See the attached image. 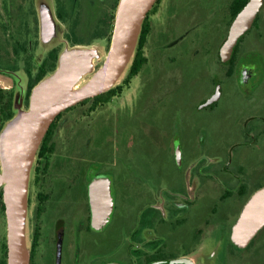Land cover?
<instances>
[{
	"label": "flooded vegetation",
	"instance_id": "flooded-vegetation-1",
	"mask_svg": "<svg viewBox=\"0 0 264 264\" xmlns=\"http://www.w3.org/2000/svg\"><path fill=\"white\" fill-rule=\"evenodd\" d=\"M209 1L212 4L205 7L194 0L198 9L191 12L187 10L191 0H157L137 47L138 70H129L113 92L80 101L56 120L54 135L42 141L32 171L30 264H264V226L245 246L233 240L234 225L246 203L264 187V163L251 162L248 151L239 149L242 144L250 149L264 143V0L227 60L222 58V46L250 0ZM37 2H2L10 21L21 28L14 52L30 80L52 64L51 52L61 49L58 44L37 59L42 43ZM51 3L65 40L74 45L106 39L110 48L119 0ZM187 54H201L213 65L212 90L197 109L212 111L222 98L241 90L236 111L241 140H232L221 151L204 152L202 135L194 131L187 135L178 106H171L178 116L167 120L165 149L142 150L141 141L152 139L145 129L162 119L158 107L171 95L153 92L162 87L163 79L165 83L172 77L177 62ZM157 70L161 72L155 74ZM217 92L218 98L209 102ZM115 99L116 109L109 110ZM86 105L82 113L107 107L104 117L77 121L78 135L59 148L64 114L72 110L78 114ZM108 139H113L114 147L106 154ZM61 179L68 181V191L75 190V196L62 195ZM2 200L5 204L3 196ZM0 216L6 227L0 244L3 264L5 244L8 260V222L2 203ZM114 219L119 224L111 238L106 231Z\"/></svg>",
	"mask_w": 264,
	"mask_h": 264
},
{
	"label": "water",
	"instance_id": "water-1",
	"mask_svg": "<svg viewBox=\"0 0 264 264\" xmlns=\"http://www.w3.org/2000/svg\"><path fill=\"white\" fill-rule=\"evenodd\" d=\"M156 1L119 0L110 48L103 63L96 69L102 56L93 45L95 41L61 48L55 69L32 88L28 106V73L25 71L21 75L1 69L16 78L14 114L0 129V189H3L8 222V264H30L31 177L38 150L51 124L67 108L109 91L130 70L144 21ZM262 3L263 0H250L239 11L222 46L223 60L231 56L239 37L251 27ZM37 6L41 20V44L49 51L59 43L68 42L63 38L62 25L51 0H38ZM218 96L219 92L209 102ZM263 226L264 187L254 192L246 203L233 228L234 242L245 246Z\"/></svg>",
	"mask_w": 264,
	"mask_h": 264
},
{
	"label": "rangeland",
	"instance_id": "rangeland-1",
	"mask_svg": "<svg viewBox=\"0 0 264 264\" xmlns=\"http://www.w3.org/2000/svg\"><path fill=\"white\" fill-rule=\"evenodd\" d=\"M205 7H209L212 3L209 0H201ZM3 0H0V65L6 69L11 71H16L19 74L23 75L25 69L23 68V60H19V56L14 52V45L17 39L21 38V28L17 27V21H10V17L8 13L4 10V6L2 5ZM201 2V3H202ZM197 6L194 3V0H191V4L187 7L188 11L195 12L197 10ZM197 15V14H196ZM9 22H8V21ZM191 22V21H190ZM219 39V35L216 37ZM61 48L71 47L73 44L71 42H62L59 43ZM96 48L99 49L101 53V60L96 65V69L103 63V59L108 52V43L106 39L96 40L94 44ZM203 49V48H202ZM47 48L44 45H40L37 50V59L41 61L44 56L47 54ZM8 63V60H12ZM18 59V60H17ZM13 64V66H12ZM178 66L175 69V73L171 75L172 77H167L168 80L162 82V87H159L154 90L155 92H166L170 97L162 100V107H158L160 109V115L162 119L158 118V122L156 125L152 124L146 128V132L148 136H151L152 139L142 140L140 143V147L142 150L150 149L153 152H162L167 143L165 141L164 135L169 131V126L167 127L166 123L169 117L177 118L178 112H171L172 107H177L180 110L179 116L182 118V121L186 122L187 126H182L183 130L188 129V134L190 135L193 131L199 136L204 138L205 147L202 149L208 152H216L221 151L223 148L229 147L232 140H241V127L238 124V116L236 111L238 110L237 104L241 103L242 94L241 90L233 91V94L227 98H222L218 103V106L214 110H199L197 109V104L200 100L208 95L212 90L211 86V78L213 74V65H210L208 59L203 56H193L192 54H187L184 57L180 58L177 62ZM15 65V66H14ZM161 71H156L155 74L160 73ZM128 73V72H127ZM126 73V74H127ZM123 76V78L126 76ZM88 75L86 79L89 78ZM158 76V75H157ZM123 78L118 82L120 83ZM83 80V82L85 81ZM155 84L156 80H152ZM151 81V82H152ZM158 82V84H161ZM117 83V84H118ZM153 84L152 87H153ZM0 88L8 93V91H15L16 89V78L11 73L0 72ZM119 103L117 99L111 102L112 108L109 110L116 109V105ZM121 103V102H120ZM167 103V104H166ZM29 104V95L26 99V106ZM172 106V107H171ZM87 109V105L79 108V113L77 114L75 111H68L64 114L63 119H66L63 126L60 128L58 132V145L60 147H64L67 141L70 140L71 137L77 136L78 131L75 129V125L77 121L88 120L89 118L101 120L104 117V111L107 110V107L100 106L93 113L83 112ZM124 118L126 115L124 114ZM261 120V119H260ZM258 120H255L257 122ZM81 123V122H80ZM82 124V123H81ZM85 124V123H83ZM166 126V127H165ZM95 128V125L93 126ZM132 130L134 126L131 127ZM109 129V128H108ZM204 129V130H203ZM165 130V133L163 131ZM110 131V129H109ZM163 134V138H160V135ZM169 134V133H168ZM109 144L105 146V153L111 151V148L114 147L113 139H108ZM207 147V148H206ZM63 149V148H62ZM239 149L249 153L251 156V162L264 163V143H259L253 148L247 149V146L242 144L239 146ZM62 185V195L64 197L69 198L70 196H75L74 192L70 193L68 191V181L61 179ZM82 185L78 187L80 192ZM119 224L118 219H114L111 225L109 226V230L106 231V234H109L110 237H113V233L117 225ZM6 231V227L4 224V219L0 216V244L2 240V236Z\"/></svg>",
	"mask_w": 264,
	"mask_h": 264
},
{
	"label": "trees",
	"instance_id": "trees-1",
	"mask_svg": "<svg viewBox=\"0 0 264 264\" xmlns=\"http://www.w3.org/2000/svg\"><path fill=\"white\" fill-rule=\"evenodd\" d=\"M145 23V21H144ZM144 25V24H143ZM143 29V28H142ZM142 34V32H141ZM140 38H141V35H140ZM140 41V39H139ZM58 55H59V51L57 50H53L50 54V57L48 59L49 62H52V64L50 63L49 65L47 66H43V69H42V72H40V74L38 75L37 78L35 79H32L30 80V77H29V89H28V95H30L31 93V90L32 88L50 71L54 70L56 65H57V60H58ZM138 58H137V50H136V53H135V57H134V61L132 63V66L130 68L131 72H136V70H138L139 66H138ZM48 67V68H47ZM47 68V69H45ZM1 66H0V72H3L1 71ZM29 75V74H28ZM114 88L110 89L109 91H107L106 93L108 92H113ZM106 93H103L102 95H99V96H103L104 94ZM98 96V97H99ZM13 98H14V91H8V93L6 91H4L3 89L0 88V129L2 128L3 124L5 123L6 120H8L9 118H11L14 114V111H13ZM61 116V113L56 117V119L53 121V123L51 124L48 132L46 133L44 139H43V142L46 141L45 138L47 137H50V136H53L54 135V132H55V122L57 119H59V117ZM2 196H3V190L0 189V203H2V206H3V210L6 208V205L3 203V200H2ZM5 257H4V261H3V264H7V244H5Z\"/></svg>",
	"mask_w": 264,
	"mask_h": 264
}]
</instances>
